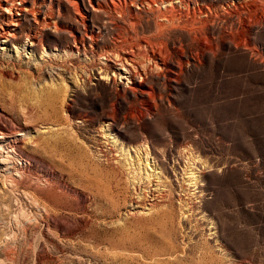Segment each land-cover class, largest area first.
I'll return each mask as SVG.
<instances>
[{
  "label": "rangeland",
  "instance_id": "1",
  "mask_svg": "<svg viewBox=\"0 0 264 264\" xmlns=\"http://www.w3.org/2000/svg\"><path fill=\"white\" fill-rule=\"evenodd\" d=\"M7 2L0 264H264V0Z\"/></svg>",
  "mask_w": 264,
  "mask_h": 264
},
{
  "label": "bare ground",
  "instance_id": "2",
  "mask_svg": "<svg viewBox=\"0 0 264 264\" xmlns=\"http://www.w3.org/2000/svg\"><path fill=\"white\" fill-rule=\"evenodd\" d=\"M5 2L8 4V2H7V0H5ZM3 8V7H2ZM26 8V7H25ZM25 8H19V7H16V10H17V13H15V20H13L12 22H11V25L12 26H16L18 23H17V21L20 19V17L23 15L22 13H23V10L25 9ZM10 9H11V7L9 6V7H5V9H4V11L5 10H7V12L9 13V11H10ZM6 37H5V41L4 42H8L9 41V37L8 36H10V35H8V34H4ZM1 109V108H0ZM26 128L25 127H23L22 129H20L21 131L22 130H25ZM2 131V130H1ZM35 140V139H34ZM38 142V141H37ZM36 143V142H35ZM15 148H18V146L17 145H15L14 146ZM58 150V149H57ZM58 152V151H57ZM27 157V156H26Z\"/></svg>",
  "mask_w": 264,
  "mask_h": 264
}]
</instances>
